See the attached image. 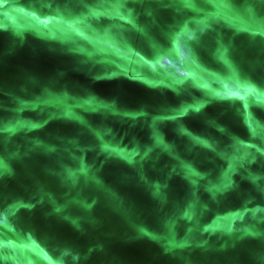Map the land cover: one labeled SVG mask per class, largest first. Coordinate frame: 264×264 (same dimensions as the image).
<instances>
[{"label": "water", "instance_id": "95a60500", "mask_svg": "<svg viewBox=\"0 0 264 264\" xmlns=\"http://www.w3.org/2000/svg\"><path fill=\"white\" fill-rule=\"evenodd\" d=\"M0 264H264V0H0Z\"/></svg>", "mask_w": 264, "mask_h": 264}]
</instances>
